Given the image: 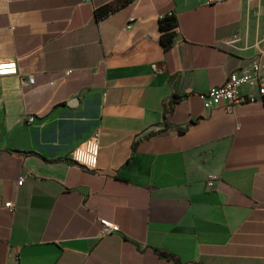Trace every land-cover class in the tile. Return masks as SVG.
<instances>
[{
	"label": "crops",
	"instance_id": "1",
	"mask_svg": "<svg viewBox=\"0 0 264 264\" xmlns=\"http://www.w3.org/2000/svg\"><path fill=\"white\" fill-rule=\"evenodd\" d=\"M254 58L264 0H0V264H264V98L197 95Z\"/></svg>",
	"mask_w": 264,
	"mask_h": 264
},
{
	"label": "built area",
	"instance_id": "2",
	"mask_svg": "<svg viewBox=\"0 0 264 264\" xmlns=\"http://www.w3.org/2000/svg\"><path fill=\"white\" fill-rule=\"evenodd\" d=\"M262 62L258 58H254L247 68H238L231 71L225 78L224 82L217 86H212L206 91L198 92L203 107L205 109H212L219 104L226 106H234L242 104L251 99L250 92L255 90L260 97L264 98V73L262 72ZM17 64L14 59L0 61V76L17 74ZM67 70L65 73L67 74ZM34 82L33 76H29L27 83ZM247 85L251 90L247 96L238 94V87ZM98 133L94 131L89 137L78 144L71 152L73 162L86 169H94L98 158ZM211 177L206 184L212 185L213 179ZM22 181L19 180L20 184ZM4 207L13 209V204L10 201L4 203ZM102 226V232H115L119 229L118 225L106 218H99Z\"/></svg>",
	"mask_w": 264,
	"mask_h": 264
},
{
	"label": "trees",
	"instance_id": "3",
	"mask_svg": "<svg viewBox=\"0 0 264 264\" xmlns=\"http://www.w3.org/2000/svg\"><path fill=\"white\" fill-rule=\"evenodd\" d=\"M111 9H112L111 5L106 4V5L100 7L99 9L96 10V15L98 17L102 16L103 14L107 13ZM175 26H176V18L174 16V14H172V13L164 15L161 18H159V20H158V27L160 30L159 41H160V44L162 45V47L164 49H168L172 44V40L174 37L173 28ZM160 254L164 257H167V258L172 257V256H170L164 252H160Z\"/></svg>",
	"mask_w": 264,
	"mask_h": 264
},
{
	"label": "water",
	"instance_id": "4",
	"mask_svg": "<svg viewBox=\"0 0 264 264\" xmlns=\"http://www.w3.org/2000/svg\"><path fill=\"white\" fill-rule=\"evenodd\" d=\"M79 101V97L78 96H75L73 98H71L67 104L70 105V106H75Z\"/></svg>",
	"mask_w": 264,
	"mask_h": 264
}]
</instances>
